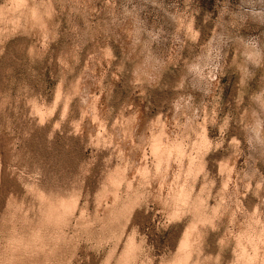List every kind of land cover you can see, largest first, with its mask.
I'll use <instances>...</instances> for the list:
<instances>
[{"label": "rangeland", "instance_id": "374dc122", "mask_svg": "<svg viewBox=\"0 0 264 264\" xmlns=\"http://www.w3.org/2000/svg\"><path fill=\"white\" fill-rule=\"evenodd\" d=\"M180 263L264 264V0H0V264Z\"/></svg>", "mask_w": 264, "mask_h": 264}, {"label": "bare ground", "instance_id": "6f19581e", "mask_svg": "<svg viewBox=\"0 0 264 264\" xmlns=\"http://www.w3.org/2000/svg\"><path fill=\"white\" fill-rule=\"evenodd\" d=\"M155 151H156V150H155ZM72 211H73V210H72ZM186 241H187V240H183V241H182V243H181V247L184 248V247H186V246L188 245V242H187V245H186ZM21 245H22V244H21ZM183 248H182V249H183ZM182 249H181V250H182ZM186 250H187V249H186ZM180 252H181V251H180ZM182 260H183V259H182ZM178 262H180V260H179ZM181 262H182V261H181ZM180 264H181V263H180Z\"/></svg>", "mask_w": 264, "mask_h": 264}]
</instances>
